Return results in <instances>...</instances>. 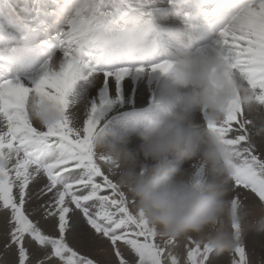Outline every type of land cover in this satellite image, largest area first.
Instances as JSON below:
<instances>
[{"label":"snow or ice","instance_id":"1","mask_svg":"<svg viewBox=\"0 0 264 264\" xmlns=\"http://www.w3.org/2000/svg\"><path fill=\"white\" fill-rule=\"evenodd\" d=\"M166 3L194 6L216 21L215 39L196 52L214 56L237 92L220 121H202L231 149V203L245 204L254 194L264 204V112L250 110L264 108V0ZM20 10L36 28L45 19L59 26L52 36L55 51L40 74L0 79V250L13 256L3 264H97L70 246L69 237L81 247L101 238L109 242L115 260L100 264H181L169 251L180 236L158 235L118 183L122 161L96 148L105 112L118 103L128 108L130 99L135 107L142 100L139 78L170 70L171 60L149 62L160 43L150 22L157 0H77L70 12L62 0H32V7ZM94 88L101 90L90 100ZM34 99L54 105L62 118L39 124L32 118ZM192 167L193 176L202 177L203 168ZM232 228L237 244L230 264H256V256L264 264V241L259 253H246L238 225ZM185 237L186 264H224L198 236ZM118 242L134 257L126 258Z\"/></svg>","mask_w":264,"mask_h":264},{"label":"clouds","instance_id":"2","mask_svg":"<svg viewBox=\"0 0 264 264\" xmlns=\"http://www.w3.org/2000/svg\"><path fill=\"white\" fill-rule=\"evenodd\" d=\"M76 3L77 0H62L66 12ZM168 73L181 90L179 106L175 111L165 110L163 115L144 118L134 133L141 141L144 162L124 169L118 183L132 195L137 209L158 235L174 238L196 234L211 251L231 252L237 244L232 225H238L243 237L250 228V211L242 202L233 205L228 198L233 175L231 149L195 115L199 113L208 123L220 121L236 96V86L214 56H200L197 52H181ZM250 110L264 112L256 105H251ZM31 112L42 126L62 118L54 105L37 104L35 99ZM129 140L128 134L101 131L96 148L115 161H127L132 158L127 149ZM170 157L198 162L203 176L188 174L173 165Z\"/></svg>","mask_w":264,"mask_h":264},{"label":"bare ground","instance_id":"3","mask_svg":"<svg viewBox=\"0 0 264 264\" xmlns=\"http://www.w3.org/2000/svg\"><path fill=\"white\" fill-rule=\"evenodd\" d=\"M32 7V0H0V39H4L5 43L10 42L13 38L21 39L23 37H27L31 35V40L35 39L37 35H41L39 37L40 43L49 42L53 43L52 36L50 35V26L52 25L50 21L47 19L44 20V26L42 28H36L33 25L27 23L23 16L24 14L21 12V7ZM157 7L159 9H166V0H157ZM58 28V23L55 25ZM34 32V33H32ZM52 34V33H51ZM55 51V48L53 49V52ZM52 52V53H53ZM57 55L59 53L57 52ZM38 74H40L41 69L38 70ZM37 74V75H38ZM36 77V76H35ZM139 79L143 80V86L141 88L142 93V100L141 102L136 105L135 107H132L131 99L129 100V107L124 108L122 103L114 104L110 109H108L101 121V124H105L103 126L105 133L108 134H128L130 136V140L127 144L128 151L132 154V158L127 161H122V164L124 165V169L129 168V165H132L131 168L138 167L141 163H143V157L140 152V143L141 141L139 138L134 134L136 131L139 130V127L142 123V119L137 116H132L130 114L131 110H141L138 112V116H146V113L148 110H146L145 107L153 108L154 112L151 110V115H163L165 110L168 111H175L178 108V98L182 94L181 90L177 88L172 83V76L170 73H168L166 76H159V75H151L148 77H140ZM91 87V86H90ZM101 89L94 88L92 91V94L89 96V99L97 98L99 95ZM148 105V106H147ZM145 108V109H144ZM81 115H82V106H81ZM132 118H136L138 121L136 122H129L125 123L127 120L131 121ZM254 121L259 122V117L257 113L253 114ZM195 119L197 121H200L199 113H196ZM98 152L100 150L97 149ZM194 170V168L191 169V172ZM118 179V177H117ZM31 187V185H30ZM15 192L16 190L13 189ZM255 197V196H254ZM251 202L255 203L253 201V197L249 198ZM42 227H44L42 225ZM46 232L49 231V229H44ZM258 238L264 239V230H260L257 234ZM68 242L70 245L74 246L76 250L84 251V252H90L92 248V244L88 245L87 247H81L75 244V242L71 239V237L68 238ZM254 243H257L256 240H254ZM258 247V245H255ZM111 249H103L98 250L95 252L100 253L106 257V260H115V256H112L110 253ZM131 251L126 247V252L124 253V256L126 258H132ZM10 253L7 255V259H9ZM181 261V264H186L185 261L181 258H179ZM118 264V262H116Z\"/></svg>","mask_w":264,"mask_h":264},{"label":"rangeland","instance_id":"4","mask_svg":"<svg viewBox=\"0 0 264 264\" xmlns=\"http://www.w3.org/2000/svg\"><path fill=\"white\" fill-rule=\"evenodd\" d=\"M152 109L153 108H146V110H148V112L146 113V114H148V116L151 115V112H149V111H151ZM152 111L154 112V110H152ZM144 118H146V116H144ZM104 125L105 124H103L102 126H104ZM169 159L173 165H176L177 167H179L183 170H186L187 173L190 175H193V173L195 172V169L191 172V169L193 168L192 165L194 163H196L198 165V162H196V161L184 162V161H180L176 157H170ZM98 163H100L102 166V169L106 171L107 166L103 165L102 161H98ZM131 166L132 165H129V168H131ZM203 174H202V176H203ZM98 180H99V178H98ZM245 191H247V190H245ZM254 196H255L254 194H250L249 198L253 197V201L254 202L256 201L255 203L251 202L249 199L248 202L244 204L247 206V208L250 211V215L248 218L250 228L243 235V243L246 247V253H248L249 250H251L253 248H255L256 252L259 253L260 249H259V247H256L255 245H259L261 241H264V239H260L257 236L258 232L262 228V221H264V204H261L258 201V198L254 197ZM249 204L254 205V207L249 208L248 207ZM72 207L74 208V206H72ZM192 235L194 238H198L196 234H192ZM254 240H256L257 243H254ZM157 242H159V237H157ZM188 243H189V240L187 237L180 236L177 238L175 244L169 249V251L174 253L178 258L183 259L186 263ZM118 244L120 246L122 253L124 254L126 252V246H124L120 242H118ZM70 246H72V245H70ZM108 248L111 249L110 253L112 254V256H114V252L111 248L110 243L107 242L106 240H104L103 238H101V239L93 242L90 252H84V251H79V250H77V251L81 255H87L90 259H95L97 261V264H100L101 261L106 260V257H104V255H102L100 253L95 254V252L98 250L101 251L103 249H108ZM215 254L220 257V259L224 262V264H230L231 258L233 256L232 252H224V253H220V254L215 253ZM6 257L7 256L3 255L2 250H0V264H3L4 261H11L13 259V256L11 253H10L9 259H7ZM133 257H134V254L132 255V258ZM249 258L252 259L251 256ZM255 260H256V264H260L259 256H256Z\"/></svg>","mask_w":264,"mask_h":264}]
</instances>
